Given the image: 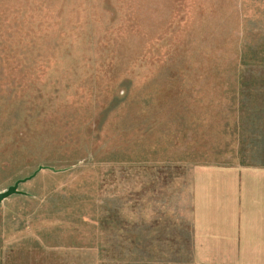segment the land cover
Listing matches in <instances>:
<instances>
[{"label": "rangeland", "instance_id": "rangeland-1", "mask_svg": "<svg viewBox=\"0 0 264 264\" xmlns=\"http://www.w3.org/2000/svg\"><path fill=\"white\" fill-rule=\"evenodd\" d=\"M262 65L264 0H0V191L42 165L0 264H196L188 172L264 160L230 132Z\"/></svg>", "mask_w": 264, "mask_h": 264}, {"label": "crops", "instance_id": "crops-1", "mask_svg": "<svg viewBox=\"0 0 264 264\" xmlns=\"http://www.w3.org/2000/svg\"><path fill=\"white\" fill-rule=\"evenodd\" d=\"M259 71L246 81L245 94L230 101L234 151H264V65ZM188 179L192 260L264 264V160L195 162ZM26 263L21 258L16 264Z\"/></svg>", "mask_w": 264, "mask_h": 264}, {"label": "water", "instance_id": "water-1", "mask_svg": "<svg viewBox=\"0 0 264 264\" xmlns=\"http://www.w3.org/2000/svg\"><path fill=\"white\" fill-rule=\"evenodd\" d=\"M40 167H42V165H38L37 169H39ZM37 169H35V170H37ZM35 170L32 171L27 176L15 179L12 184L8 185L5 189L1 190L0 191V199H2L3 197H5V196H7V195H9L11 193L20 192L19 190L16 189V186H17L18 182L23 181V180L31 177L35 173Z\"/></svg>", "mask_w": 264, "mask_h": 264}]
</instances>
